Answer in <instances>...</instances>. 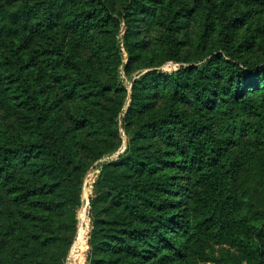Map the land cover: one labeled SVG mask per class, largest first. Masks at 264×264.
Instances as JSON below:
<instances>
[{"label":"trees","instance_id":"trees-1","mask_svg":"<svg viewBox=\"0 0 264 264\" xmlns=\"http://www.w3.org/2000/svg\"><path fill=\"white\" fill-rule=\"evenodd\" d=\"M120 129L83 264H264V0H0V264H63Z\"/></svg>","mask_w":264,"mask_h":264},{"label":"rangeland","instance_id":"rangeland-1","mask_svg":"<svg viewBox=\"0 0 264 264\" xmlns=\"http://www.w3.org/2000/svg\"><path fill=\"white\" fill-rule=\"evenodd\" d=\"M123 34V27H121V34L119 35V43L122 51V58L124 59L123 62H126V54L122 48L121 36ZM155 32H150L149 35H154ZM178 65L172 62L165 63L159 69L163 72L170 73L177 70ZM143 71L142 73H144ZM120 79L125 85V87L129 90L130 89V79L125 77L124 73L120 72ZM135 79V78H134ZM120 138H121V147L119 150L110 155L102 158L101 160L95 162L89 170L86 172L84 179H83V186L80 195V208L76 214V233L71 244L66 257L63 261V264H83L86 258L87 252V238L90 232V218H89V210H90V198L92 197L93 193V184L99 174L100 165L112 159H115L119 156L126 148V136L123 133V130L120 129ZM86 203L87 209L84 211L83 204ZM88 211V212H87ZM87 212V213H86ZM86 213V214H85ZM81 243V244H80Z\"/></svg>","mask_w":264,"mask_h":264},{"label":"built area","instance_id":"built-area-1","mask_svg":"<svg viewBox=\"0 0 264 264\" xmlns=\"http://www.w3.org/2000/svg\"><path fill=\"white\" fill-rule=\"evenodd\" d=\"M83 206H84V211H85V210L87 209L86 203L83 204ZM87 212H88V211H87ZM87 212H86V213H87ZM86 213H85V214H86Z\"/></svg>","mask_w":264,"mask_h":264}]
</instances>
